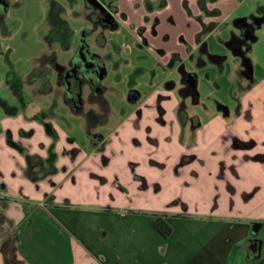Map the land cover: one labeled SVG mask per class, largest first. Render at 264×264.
Instances as JSON below:
<instances>
[{
	"label": "rangeland",
	"instance_id": "rangeland-1",
	"mask_svg": "<svg viewBox=\"0 0 264 264\" xmlns=\"http://www.w3.org/2000/svg\"><path fill=\"white\" fill-rule=\"evenodd\" d=\"M4 1L7 12L0 15V35L4 38L0 130L10 118L22 114L17 113L21 101L16 103L15 88L29 103L32 94H46L38 98L45 112L39 118L47 126L57 125L65 136L57 130L48 133L52 141L63 137L64 142L60 148L47 147L38 163L45 169L41 173L52 174L60 159L100 157L97 153L104 151L103 160L109 165L94 162L91 173L110 181L111 204H120L123 199L112 185V179L120 176L127 181L126 203L180 216L186 208L197 206L201 190L209 191L215 184L221 191L228 189V183L233 186V166L212 165L203 182L198 175L202 165L197 155L201 154L188 152L199 138L194 123L203 127L214 115L260 112L264 106V0H121L115 4L116 11L112 0H107L105 9L86 0ZM54 1L61 5L60 18L65 23L60 33L66 48L62 42L48 45L46 41ZM108 14L115 24L105 21ZM35 58L39 59L33 69L40 66V75L47 78L41 88L28 79ZM88 61L92 66L86 65ZM145 100L148 108H139ZM140 109L159 111L158 122L166 124L159 127L173 130L172 143L180 142L184 147L181 163H174L179 151L176 147L168 149L170 158L165 161L164 130L154 131L160 157L154 163L142 158L148 153L145 146H135V139L144 141L142 125L140 129L131 125L124 131L116 130ZM228 121L232 122L231 118ZM92 146L99 152L91 154ZM228 154L221 151L216 155L225 159ZM218 168L221 179L214 172Z\"/></svg>",
	"mask_w": 264,
	"mask_h": 264
},
{
	"label": "crops",
	"instance_id": "crops-1",
	"mask_svg": "<svg viewBox=\"0 0 264 264\" xmlns=\"http://www.w3.org/2000/svg\"><path fill=\"white\" fill-rule=\"evenodd\" d=\"M112 1L115 8L121 0ZM6 12L7 9L3 13ZM2 40L0 35V53ZM34 82L35 87L41 88L42 81ZM8 83L12 88L14 81ZM12 92L16 103L21 101L17 113L22 114L10 118L0 130V212L7 218L0 222V264H264V106L260 112L214 115L203 127L194 123L199 128V138L197 146L188 153L201 154L197 155L202 165L199 178L207 181L214 164L233 166L234 184L231 187L228 183L225 191L216 184L209 191L201 190L197 206L186 208L180 216L153 212L136 202L126 203L127 181L120 176L112 179V185L118 198L123 199L120 204H111L110 181L91 173L94 162L109 165L108 160H103L104 151L97 153L100 157L93 156L99 152L94 146L92 155L83 154L86 156L72 161L60 159L52 174L41 173L45 169H40L38 163L47 147L60 148L65 136L57 125L47 126L39 118L45 112L38 98L46 94L31 93L29 103L15 88ZM262 96L264 102V90ZM147 101L139 108H148ZM158 112L140 109L116 130L143 126L144 141L135 139V146L146 147L148 153L142 158L148 162L160 159L153 136L159 128L164 130L165 161L170 158L168 149L176 147L179 151L174 163H181L186 154L184 147L180 142L172 143L173 130L162 128L166 124L158 122ZM165 115L166 112L164 118ZM146 117L150 120L146 121ZM56 130L63 136L58 142L48 135ZM221 151H228V158L216 155ZM214 172L218 179L223 177L219 168ZM92 177L97 180L90 183ZM159 214L165 215L172 227L169 237L162 236L153 226V218Z\"/></svg>",
	"mask_w": 264,
	"mask_h": 264
},
{
	"label": "trees",
	"instance_id": "trees-1",
	"mask_svg": "<svg viewBox=\"0 0 264 264\" xmlns=\"http://www.w3.org/2000/svg\"><path fill=\"white\" fill-rule=\"evenodd\" d=\"M0 3L2 4L0 5V15H1L6 9V4L4 0H0ZM60 11H61V7L58 4L53 3L50 14L47 19V22L52 23V27H50L48 35H47V41L48 42H62L63 47L66 48L67 42L65 40V37L60 33V27L62 25V22L65 23L60 18ZM248 35H249L248 32H245V36L248 37ZM39 72H41V67L37 66L29 74L28 79L30 81L40 80L42 82H45L47 78L41 76ZM4 220H7V218L0 212V222ZM153 226L164 237H169L172 234V227L167 222L165 215L159 214V215L154 216Z\"/></svg>",
	"mask_w": 264,
	"mask_h": 264
},
{
	"label": "water",
	"instance_id": "water-1",
	"mask_svg": "<svg viewBox=\"0 0 264 264\" xmlns=\"http://www.w3.org/2000/svg\"><path fill=\"white\" fill-rule=\"evenodd\" d=\"M87 2L93 7H96L99 9H105V6L101 3L100 0H87ZM111 16L112 15L110 14V17ZM257 228H259V225L258 224L254 225V229L257 230Z\"/></svg>",
	"mask_w": 264,
	"mask_h": 264
},
{
	"label": "flooded vegetation",
	"instance_id": "flooded-vegetation-1",
	"mask_svg": "<svg viewBox=\"0 0 264 264\" xmlns=\"http://www.w3.org/2000/svg\"><path fill=\"white\" fill-rule=\"evenodd\" d=\"M101 1V3L105 6V8H107L108 6H107V0H100ZM0 5H2L1 3H0ZM105 21H107V23H113V20H112V18L110 17V14H108L107 16H106V19H105ZM77 61V60H76ZM87 66H92V63L90 62V61H88V63L86 64ZM191 80V79H190Z\"/></svg>",
	"mask_w": 264,
	"mask_h": 264
}]
</instances>
